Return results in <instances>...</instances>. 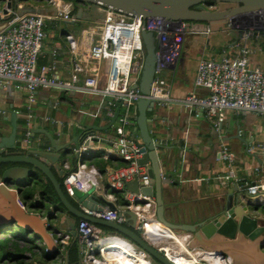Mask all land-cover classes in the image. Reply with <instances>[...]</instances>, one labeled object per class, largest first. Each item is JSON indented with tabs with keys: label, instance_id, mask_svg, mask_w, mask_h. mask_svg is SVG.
I'll list each match as a JSON object with an SVG mask.
<instances>
[{
	"label": "crops",
	"instance_id": "crops-1",
	"mask_svg": "<svg viewBox=\"0 0 264 264\" xmlns=\"http://www.w3.org/2000/svg\"><path fill=\"white\" fill-rule=\"evenodd\" d=\"M19 3L23 5V8H36L39 10V14L45 17V38L38 58V66L54 65L56 76L61 81L68 82L71 80L73 62L78 59L89 75L97 77L100 87L105 85L108 61L104 59L100 64H95L88 57L90 47L99 38V28L105 15L103 8L76 4L77 10L81 8L83 12L80 19H75L76 11L73 22L53 18L54 8L42 0H26ZM4 4L5 1L1 3L0 7ZM237 18L239 19L241 16ZM2 22H0V29ZM241 31L240 27L226 30L225 26L222 27L217 24H207L205 27L197 25L190 28L185 34L181 54L174 71L163 70L160 74V78L165 81L166 88L170 86L172 101L164 105L156 103L154 110L147 112V117L151 120L149 128L152 136L161 145L171 149L170 153L175 156V163L177 164V170L171 173L170 179L166 181V184L171 187V198L165 199L166 218L170 221L192 224L196 221L194 217L188 214L181 215L173 209L206 204L220 196L224 191L229 192L231 184L236 180L248 179L249 181L262 180L264 182L263 168L255 158V156H258L264 163V115L245 111H229L225 113L223 120L218 122L216 117L207 118L201 108H187L180 104V100L192 93L198 96L207 95V91L195 88L193 85L197 63L202 59L218 60L222 56L240 57V50L244 45L249 52L247 55L249 67L264 71V36L261 33H251L250 38L243 43L242 36H240ZM67 35H72L76 40L77 49L75 53H71L69 49L65 39ZM54 52H56V55H54ZM79 77L82 79L83 75L80 74ZM72 90L39 88L35 91L34 102L28 105L26 101L27 92L22 86L3 85L0 82V137L10 135L11 124L5 120L9 118L10 113L15 112L19 117L16 121L19 128L16 138L18 145L12 153L24 155L33 151L49 152L51 150L50 142L43 134H34L33 137L31 136L32 142L28 146L22 145L26 130L30 131L32 129L46 130L53 139L58 141L59 146L70 144L69 149H73L74 142H85L86 134L79 137V134L85 128H94L93 134L100 139H113L115 126L118 124V119L123 111L122 107H120L119 115L114 124L107 131L103 130L109 125L113 117L106 114L107 101L110 100V97L87 94L78 89ZM55 103H57L56 106ZM115 110L116 103L113 115ZM135 116V109H133L132 122L125 127V135L129 139L135 135L134 141L138 143L139 136L137 131H134ZM207 124L213 127L215 132L204 131ZM212 134H217L223 140L230 138L229 142H219L215 150L219 152L220 145L224 143L233 157L231 165L219 158L217 159V155L205 147V143L211 139ZM251 148H253L252 152L250 151ZM59 153L61 154L60 164L62 165V160H64L68 165V169L63 165L65 171H70L74 166V152L64 154L62 150ZM79 163L94 166L98 170L100 176L98 177V187L96 189L102 192L103 199L106 202L116 206L117 211H125L127 203L123 199V195L120 192L117 195L115 194L117 191L110 188L106 176L108 169L117 168L122 166L123 163L114 157L109 161H104L101 158V152L97 151L90 152L88 155H81L76 166ZM51 188L53 189L49 182L41 181L28 189L33 193L32 202L36 206H45L43 216L47 214L50 207L58 205L61 213L58 215L56 222L59 225L68 217L66 209L59 200L57 203L53 202L55 198L50 194L46 193L44 196H40V192H45V189ZM55 197L57 198L56 194ZM19 199L27 210L29 204L23 199L22 193ZM68 199L71 206L77 211L83 212V209L86 208L71 199V197H68ZM254 202H258L255 204H264V196L255 199ZM31 212L40 213V211ZM255 212V215L264 217V206L257 207L256 205ZM123 217L125 221L121 225L131 228L133 225L131 217L129 215ZM136 224L137 221L135 227ZM9 226H5V229L0 228V238H4L3 233L9 231ZM97 227L102 231L103 227L98 225ZM54 228H57V226H54ZM14 229L20 228L14 226L10 232H13ZM103 229L108 230L107 228ZM104 233L110 232L108 230ZM137 233L139 232L137 231ZM70 244H73L72 240ZM37 245L41 246L42 244L37 242ZM20 247L23 248L24 245H20ZM68 247L62 255L57 256L55 260L57 263L54 260L50 261L49 258L42 257L45 250L41 251L35 248L39 259L42 260L33 264H63L65 253L69 250ZM29 251L28 249L26 256L30 255ZM27 259L17 264L26 263ZM79 259V251L77 250L76 258L71 260L69 264H77Z\"/></svg>",
	"mask_w": 264,
	"mask_h": 264
},
{
	"label": "built area",
	"instance_id": "built-area-1",
	"mask_svg": "<svg viewBox=\"0 0 264 264\" xmlns=\"http://www.w3.org/2000/svg\"><path fill=\"white\" fill-rule=\"evenodd\" d=\"M42 1L54 8L53 18L65 21L74 20V2ZM208 7L211 10L216 8L214 5ZM22 8L23 5L18 3L14 8H10L1 19L3 22L0 29V82L3 85L22 86L27 92L28 105L34 102L35 91L39 88L78 89L87 94L108 96L110 100L107 101L106 114L110 117L113 116L115 103L121 102L123 111L115 126L113 139H100L94 135L98 138L94 144L91 142V136H87L89 146L82 145L78 151L81 155L101 152V158L104 161H109L114 157L123 163L122 166L107 170L106 176L110 188L123 195L127 203L125 210L135 214L136 230L168 260L172 261L165 246L173 252L174 248L171 244H178L176 238L181 235L167 229L157 220L154 198L141 193L135 194L126 189V185L135 179L139 184V189L147 187L150 179L147 175V168L138 163L141 154H139L137 142L126 137L125 127L132 122V111L138 100L148 99L155 101L158 105L171 103L170 86L166 88L165 81L160 78V74L163 70L174 71L181 54L188 23L156 18L143 20L104 9L105 15L99 28V38L88 52L89 59L95 64H100L104 59L108 61L106 83L100 87L97 77L89 75L78 59L73 62V72L68 82L61 81L56 76L54 65L38 66V58L45 38V17L40 14L21 15ZM227 26L232 28V22L229 21ZM143 30L152 32L157 42L155 76L148 95L141 94L138 89H132V86L137 84L143 67L145 56L141 40ZM255 32L264 36V12L257 14L253 23L243 30L242 42H246L251 33ZM65 39L71 53H75L77 49L75 38L67 35ZM248 53V49L243 45L240 57L222 56L218 60H200L197 63L193 85L195 88L207 91V95L198 96L192 93L180 100V104L187 108H201L207 118L216 117L218 122H221L225 113L229 111H245L264 115V71L249 67ZM80 74L83 75L82 79L79 77ZM54 105L56 106L57 103ZM31 142L30 131L26 130L22 145L28 146ZM250 151L252 152L253 148ZM218 153L221 161L228 165L233 163V157L224 143L220 145ZM65 168L68 169L67 164ZM99 176L94 166L79 163L74 171H68L63 178L62 187L68 197H73L74 191H85L90 185L98 187ZM83 213L116 224H122L125 221V218L119 215V211L108 207L101 211L84 208ZM46 227L52 231L50 234L57 246L58 255H62L72 240L71 235L63 231L55 232L51 223H47ZM76 232L81 245V264H124L125 261L137 264V255L144 260L148 257L120 235L104 233L86 220H80L77 223ZM167 232L172 233V237L168 236ZM182 235H184L182 240L187 239L184 243L186 247L191 235L187 233ZM107 240L108 242L128 243L132 246L131 253H117L112 246L106 250L104 243ZM223 258L226 259L227 264H230L229 258ZM146 261L152 264L150 259ZM173 263L175 264L174 261ZM198 263L204 262L199 260L195 264Z\"/></svg>",
	"mask_w": 264,
	"mask_h": 264
},
{
	"label": "water",
	"instance_id": "water-1",
	"mask_svg": "<svg viewBox=\"0 0 264 264\" xmlns=\"http://www.w3.org/2000/svg\"><path fill=\"white\" fill-rule=\"evenodd\" d=\"M5 4L0 7V21L8 10L16 6L21 1L26 0H0ZM75 4L82 6H99L103 9H110L115 12H121L124 15L148 19L156 18L165 21H185L188 23V29L194 26L205 27L207 24H217L226 30L241 28L240 36L243 30L253 23L254 17L264 12V0H71ZM210 3L215 4L216 9L211 10ZM208 7V8H207ZM83 10H77L75 19L81 18ZM39 14L36 8H23L20 14ZM241 16V18H237ZM232 22V28L227 26ZM74 22V21H73ZM72 22V23H73ZM141 40L143 43L145 56L143 67L137 84L132 89H138L143 95H148L155 76L156 56L155 51L157 42L152 32L141 31ZM155 101L141 99L135 103V129L139 136L137 146L141 158L138 163L147 168V175L150 179L147 187L139 189L137 180L126 185V189L132 193H141L147 197H154L156 205V217L167 229L172 232H182L191 235L186 248L188 250H200L201 253L216 254L220 257L229 258L230 264H264V217L255 215V209L261 204H255V199L264 196V182L262 180L249 181L240 179L234 181L230 186V191L217 196L214 200L197 206L186 208H175L181 215H189L196 219L192 224H182L170 221L166 218L165 199L171 198V187L166 184L170 179L171 173L177 170L175 156L171 155V149L161 145L157 139L152 136L149 128L151 120L147 117V112L155 108ZM121 102H116V110L109 123L103 130H108L116 121L120 112ZM18 115L11 112L9 118L5 120L11 124V132L7 137H0V228L7 225L10 230L14 226L20 228L26 235H34L40 239L45 252L50 256L49 260H55L58 256L57 246L47 228V223L52 220L57 221L61 213L58 205L49 208L47 214L43 216L44 205H37L32 210L40 213L28 212L25 206L20 202V195L26 188L33 187L41 181L49 182L55 194L66 209L68 217L62 224L53 230L69 233L73 244L76 245L80 255L81 245L79 244L76 225L80 220H86L91 224L107 228L110 234H118L136 248L145 253L150 261L156 264H174L151 245L140 233L135 230L136 216L133 212L125 210L119 212L120 216L131 217L133 225L131 228L113 222H106L87 216L81 211H77L69 203L68 197L63 192L62 179L68 172L61 161L60 151L64 154L74 152V166L70 171H74L77 161L81 156L79 148L82 145L89 146V141L84 143L74 142L73 149H69L70 144L58 145V141L44 129H32L31 136L34 134H43L50 142L51 150L49 152L33 151L21 155L12 153L16 145V138L19 128L16 125ZM95 129L85 128L79 134L91 136V142H97L94 137ZM92 131V132H91ZM204 131H214L210 125L204 127ZM211 139L205 143V147L214 152L219 158V153L215 148L219 142H229L230 138L223 140L212 134ZM135 135L131 140L135 139ZM241 140V138L237 137ZM258 164L263 168L264 163L255 156ZM71 199L77 201L81 206L88 209L101 211L103 207H108L117 211L116 206L106 202L103 199L102 192L94 186H89L85 191H74ZM258 201V200H256ZM167 202V201H166ZM170 202V201H169ZM255 205V206H254ZM254 208V209H253ZM253 210V211H252ZM7 230V229H6ZM203 261V260H202ZM69 250L65 253L64 263L69 264ZM204 262V261H203ZM77 264H81V257ZM198 264H206L198 263ZM208 264V263H207Z\"/></svg>",
	"mask_w": 264,
	"mask_h": 264
},
{
	"label": "rangeland",
	"instance_id": "rangeland-1",
	"mask_svg": "<svg viewBox=\"0 0 264 264\" xmlns=\"http://www.w3.org/2000/svg\"><path fill=\"white\" fill-rule=\"evenodd\" d=\"M27 189H25L24 191H22V197H23V199L26 202H28L29 206H28L27 210L31 212V211H33L32 209L35 207L36 204H34L32 202V197H30V195L32 194L31 193V190H29V189L27 190ZM257 207H259V206H257ZM51 225L53 227L54 226H58L57 225V222L54 221V220L51 221ZM10 231H12V230L10 229L9 231L3 233V237L4 238H0V247H1L0 257L1 256H4V255H12L15 258H18L20 256L21 257L24 256L25 259H27V258L28 259H27L26 263H23V264H33L34 262L37 263V262H40L39 260H42V259H39L37 253L35 252V249H31L29 251V254L30 255L26 256L29 247L27 246L26 248H24V247L21 248L20 245H18V243L20 241H18L17 239L10 238L15 233H17L18 237H19V235H21L22 237H25L26 240H27V238L34 239L35 238L34 235H28L29 237H26L27 235L21 229H14L13 232H10ZM176 233L177 234H180V235L184 234L182 232H176ZM171 245H173V248L175 249V251L177 252V254H184V253H182L183 249H182V247L180 245L175 244V243H173ZM35 248L43 251L42 245L41 246H38L37 245V246H35ZM189 252H191V250H189ZM184 255H186V254H184ZM43 256H44V258H48V254H46V253L42 254V257ZM146 258H147L146 260H149L148 257H146ZM25 259H23V260H25ZM55 260H54V262L57 263V261H55ZM21 261H22V259H18V260L15 259V260H12L11 262H4L3 261L0 264H17V263H20ZM152 264H156V263L152 261Z\"/></svg>",
	"mask_w": 264,
	"mask_h": 264
},
{
	"label": "bare ground",
	"instance_id": "bare-ground-1",
	"mask_svg": "<svg viewBox=\"0 0 264 264\" xmlns=\"http://www.w3.org/2000/svg\"><path fill=\"white\" fill-rule=\"evenodd\" d=\"M167 235L172 237V233L167 232ZM182 237H184V235H181V237L176 238V239L178 240V245H181V247L183 249L182 253H184L186 255L177 254L175 249H173V252H171L170 249L167 246H165L166 250L168 251L169 257L171 258L172 261L175 262V264H195L199 260H203L204 262H206L208 264H227V261L225 258L220 257V256L213 254V253L212 254H206V253H201L200 251L189 252L184 245V243H186L187 239L182 240ZM104 246H105L106 250H108L112 246V248H115L117 253H128V252L131 253V250H132V246L126 242H108V240H107V241H105ZM136 259L138 261L137 264H148L146 260L141 259L140 255H137ZM124 264H132V263L125 261Z\"/></svg>",
	"mask_w": 264,
	"mask_h": 264
},
{
	"label": "trees",
	"instance_id": "trees-1",
	"mask_svg": "<svg viewBox=\"0 0 264 264\" xmlns=\"http://www.w3.org/2000/svg\"><path fill=\"white\" fill-rule=\"evenodd\" d=\"M67 1H69V0H67ZM71 1V0H70ZM73 2V1H72ZM209 5H211V6H215V4H213V3H210ZM76 4H75V7H74V10H73V15H74V13L77 11V8H76ZM1 22V21H0ZM64 191V190H63ZM46 193H48V194H50L52 197H54L55 199H54V201L53 202H55V203H57L58 202V199L55 197V194H54V191H53V189L51 188V189H45V192L44 191H42V192H40V196H44ZM115 194L117 195L118 194V192H115ZM33 196V193L30 195V197H32ZM102 231H104V232H107L108 230H106V229H103L102 228ZM35 237V236H34ZM12 239H17L18 241H20L19 243H18V245H24V247L25 246H28L29 247V250H31V249H35V246H36V243L37 242H39V243H41L40 242V239L38 238V237H35L34 239H27L26 240V238L25 237H22L21 235H19V237H18V235L15 233V234H13V236L11 237ZM69 248V259H70V261L71 260H74L75 258H76V254H77V247H76V245L75 244H70V246L68 247ZM0 250H1V247H0ZM43 251H44V247H43ZM45 253V252H44ZM48 258H50V256L48 255ZM15 259H25V257L24 256H20V257H18V258H15V257H13L12 255H4V256H1L0 257V263L1 262H11L12 260H15ZM47 259V258H46Z\"/></svg>",
	"mask_w": 264,
	"mask_h": 264
},
{
	"label": "flooded vegetation",
	"instance_id": "flooded-vegetation-1",
	"mask_svg": "<svg viewBox=\"0 0 264 264\" xmlns=\"http://www.w3.org/2000/svg\"><path fill=\"white\" fill-rule=\"evenodd\" d=\"M80 256V255H79Z\"/></svg>",
	"mask_w": 264,
	"mask_h": 264
}]
</instances>
